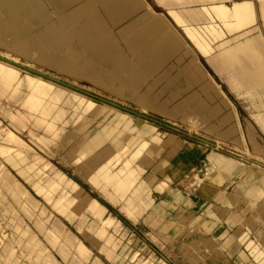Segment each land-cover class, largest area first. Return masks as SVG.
I'll list each match as a JSON object with an SVG mask.
<instances>
[{
	"label": "rangeland",
	"instance_id": "1",
	"mask_svg": "<svg viewBox=\"0 0 264 264\" xmlns=\"http://www.w3.org/2000/svg\"><path fill=\"white\" fill-rule=\"evenodd\" d=\"M40 3H43L41 8L36 5L35 9L42 10L44 13L36 12L38 17L27 30H24L26 32L0 40V61L18 68L21 73L41 77L65 90L62 97L64 101L58 102L65 113L63 121L57 123L60 129L57 137L59 140L55 138L53 141H46L42 136L50 138V134H47L42 126L34 125L32 119L25 121V127L17 129L2 113L6 107L5 110L14 114L23 110L19 98L24 94V89L17 96L18 100L7 98V96L0 98V129L2 131H0L2 133L0 137L3 136L0 142L16 148L17 146L19 148L22 141L26 144L24 147L21 146L23 156L15 167L8 162V157L15 156L17 151L14 149L7 151L5 148L0 151V170L5 164V170L26 192L20 195L17 201L11 196L10 190L0 186V264H45L43 257L46 254H49L57 264H258L250 254L255 241L259 248L264 250V205H262L264 199L253 202L254 206H251L254 200L249 196V189H251L249 183L247 189L243 190L245 194L248 190L247 196H238L235 193L237 190L228 187L227 193L217 197L219 189L226 188V184L220 186L209 183L205 186L207 191L203 189L207 174L206 154L216 152L232 157L244 167L247 166L249 170L244 174L246 182L249 181L252 186L256 185L259 191L264 193V185L259 175V172H264V127L258 122V116L264 115V86L253 88V97L245 95L243 89L233 90L227 83L226 74L219 72L216 58L205 54L158 0H145L144 3H147L154 11L165 14L164 16L167 17L165 18L172 22L176 31L193 51L177 47L157 60L150 59L146 38L137 37L139 27L144 26V23L135 21L140 11L124 19L122 16L111 21L108 19L109 14L106 10L99 8L100 19L103 22L106 21L103 23V29L105 28L104 31L109 37L96 40L94 31L83 34L80 31L85 25L86 16L92 24L99 18L97 13L93 12V7L82 15L74 13L76 5L66 7L64 10L66 15L60 16L51 5L46 4L45 0H40ZM222 3L230 6L232 0H223ZM187 7L193 9L194 4ZM255 11L260 12L259 9ZM203 14H199V18L204 22L203 17H211V14L207 12ZM145 19L148 23L153 21L150 16ZM258 25L257 20L250 26L258 27ZM201 26L210 27L207 23ZM221 27L224 25L221 24ZM124 28L129 29L128 39L120 34V30ZM134 30L135 33H133ZM54 33H62L67 38L71 36L72 38H69L71 42L69 39L58 41L48 53L47 58L29 56L17 51V44L25 43L32 37L42 39ZM262 33L264 35V30ZM256 34L249 36L255 37ZM203 36L212 46L214 45V48L219 44V39L212 40L211 37H207L205 31ZM92 38L94 41L91 40ZM129 39L135 44L138 41L144 43L143 46H140L141 43L138 44L143 55L131 53ZM118 58H121V62ZM195 58L203 64L219 86L213 84L209 76L210 85L206 78L199 76L193 62ZM196 66L207 77L206 71L200 64L197 63ZM133 72L138 76L136 77ZM211 85H215L216 90L220 87L222 92L216 94ZM119 87L123 90H119ZM78 101L81 102L80 106ZM183 101H185L184 106L180 104ZM88 104L104 109L98 115L90 117L85 112ZM76 112L80 118L87 117L85 126L76 125V122L74 124L75 116L72 115ZM115 113L119 114L123 120L120 118L116 120ZM128 121H134L141 127L149 126L150 130L138 135L141 129L130 128L125 124ZM235 125L236 130L233 129ZM106 126L117 129L119 135L120 133L125 135H122L125 137L124 144L123 137L120 135L118 153L123 152V147L132 138L138 140V146L142 142L152 141L156 134L162 140L182 141L183 144L189 142L204 150L184 171L185 175L182 173L173 181H169L163 176L164 166L159 163L166 160L170 164L174 162L175 167L173 168L171 164L170 167L167 166V171L170 174L175 173L178 162L186 161V154L175 159L167 155L166 147L171 149L170 145L155 146L154 153L141 166V177L148 188H145L146 191H142L140 187L135 188L134 192H138L139 196L145 200L147 196L152 197L154 203L158 204L154 205L152 201V203H145L142 208L139 205H131V211L135 213L131 215L127 213L126 208L122 209L124 208L122 203H113L102 190L92 187L86 180V174L89 171L87 165L83 162L75 163L68 155L70 147L79 139L81 140L83 136L89 139L92 133H97ZM11 131L19 137L13 138L15 141L19 139V142L16 141L19 145L15 141H10L12 138L7 137ZM4 137L10 140L5 139V141ZM105 143L101 145V148L109 147V143L106 141ZM125 163L126 161L121 160L119 172ZM145 166L146 172H144ZM167 167L165 166V169ZM152 171L160 172L159 178L163 176L164 180L159 181L154 175L149 174L153 173ZM195 174H199L203 179L201 186L195 183ZM59 177L66 178L65 183H75L78 188L62 189L54 185L65 181L61 178L63 181L59 182L61 180L58 181ZM240 180L241 177L237 179V182ZM46 182L51 183V186L40 194L39 189ZM150 185L158 191L172 187L173 192L182 194L192 203L187 204L185 200H168V192L165 196L166 190L164 192L153 190L150 193ZM208 187H211L212 191H209ZM109 191L111 192L108 188L107 192ZM43 192L49 194L50 200L44 198ZM62 194L68 199H73L70 207L68 202L59 199ZM212 197L216 201H222V205L228 210L216 206V213L211 216L210 213L204 212L209 202L199 209L187 207L184 208V212L179 210L176 214L174 210L177 208H172L173 202L183 206L195 204L196 208L197 205H202ZM92 198L106 208L101 206L103 214L100 217L93 216L86 209V202ZM258 203H261L262 207ZM63 209L66 211L65 214L61 213ZM67 210L71 211L70 217L66 216ZM188 212H192L195 217L187 215ZM174 214L178 220L172 219ZM222 216L223 220L217 219ZM110 217H113L115 221L110 224L103 223ZM183 223L187 228L184 231L189 229L188 237H182L180 234L179 227ZM50 232L58 236V244L50 243L47 237ZM30 237H33V241L45 249L42 257L36 254L37 250L34 242L31 243ZM67 239L71 241V244ZM78 241L89 250L87 259L79 257L75 247ZM247 241H251L254 245L248 244L245 247ZM61 244L66 250L65 257L58 251Z\"/></svg>",
	"mask_w": 264,
	"mask_h": 264
},
{
	"label": "bare ground",
	"instance_id": "2",
	"mask_svg": "<svg viewBox=\"0 0 264 264\" xmlns=\"http://www.w3.org/2000/svg\"><path fill=\"white\" fill-rule=\"evenodd\" d=\"M60 1L61 2L63 1V3H65L66 6H67V3H70V2L73 3V1L77 2V0H60ZM144 1L143 0H94V1L85 0L75 11H77L78 15H82L83 13L88 11V9H90L91 7L94 8V5H95L94 2H97L109 14L108 17L110 18V20H112L111 19L112 17H115V14L116 15H119V13L122 14L127 9H135L136 10L138 7H141V6L142 7L144 6V8L146 7L148 12L151 14V16H153V15L154 16H160L162 18V16L165 15V14H163L161 16V14H158V13L156 14V12L153 11V9H151V7L148 6L147 3H146L147 5L144 3ZM222 1L223 0H158V2L164 8H166L167 11L173 16V18L176 19L179 26L186 31L187 35L191 39H193L196 44H198L201 47L202 51L205 54L209 55L210 57L216 58L217 67L221 73L226 74L227 83L230 85V87L233 90L243 89L245 95L253 97L252 89L259 87V86H264V35L262 33L264 30V0H240V1L239 0H232V4L230 6H228L226 3H222ZM217 2H219V3H217ZM215 3H217V4H215ZM42 4H40V5H42ZM191 4H194L193 9H191V8L188 9V7L186 8V6H189ZM73 5H74V3H73ZM35 7H34V1L33 0H0V40L7 39L8 36H18L24 30H27L28 27L30 26V24H32V22L38 17V16L36 17V14H37L36 12L39 13V10L35 9ZM40 8H41V6H40ZM202 9H204V10H202ZM255 9L256 10L259 9L260 12L259 11L256 12ZM98 10H99V8H98ZM41 11H40V13H41ZM142 11H144V10H142ZM93 12H95V11H93ZM205 12H207V14H211V17H209V18H207V16L203 17V18H205V22H204V20L199 18V14L204 15L203 13H205ZM44 15H46V14H44ZM100 15H101V13H100ZM112 15H114V16H112ZM74 16H76V15H74ZM163 17H166V16H163ZM65 18L66 17H64V19ZM61 19H63V18H61ZM136 20H137V18H136ZM257 20L259 22L258 27L257 26L251 27L250 25L253 22H256ZM72 22H74V21H72ZM104 22H106V21H104ZM204 23L209 24L210 27L208 28V27L201 26ZM60 24H62V23H60ZM155 24H156L155 28H156L157 32L160 33V31L162 30V28L160 27L161 23L159 24V26L157 25V23H155ZM221 24L224 25V27H221ZM93 25L96 28H98L104 36H106L108 38V35L104 31L105 28L103 29V24L101 23L100 18H98ZM169 25H170V23H169ZM32 27H34V26H32ZM123 27H124V25H123ZM173 29H175V28L173 27ZM112 30H113V28H112ZM82 31H84V29ZM162 31H163V33H162L161 37H158L155 40L152 39V38H154L153 36L155 35V33H152L149 35L147 44H148V47L151 49V50H149V56H150V59L152 58V60L159 59L163 54L167 53L168 51H172L178 45L181 46V44H182V38L179 35H176L173 32H172L173 33L172 35L167 34V33H165L166 31H164V29ZM204 31L206 32L207 37H211L212 40L217 41L219 39V44L216 45V48H214V45L212 46L210 44V42L208 40H206V37L203 36ZM24 32H26V31H24ZM251 34L252 35L256 34L257 36L250 37L249 35H251ZM121 35H123V37L125 39H128V37H129V34L127 31H125V32L123 31L121 33ZM139 36H141V35L137 34V37H139ZM69 38H72V37L70 36ZM69 38H67V36H65L62 33L61 34L54 33V34L49 35L47 37H43L42 39H38V38L36 39V38L32 37L31 39H29L25 43L17 44V51L22 53V54L29 55V56H36V57L42 56L44 58H47L48 53L50 52V50L55 46V44L58 41H60V40L65 41ZM92 40H94V39H92ZM70 42H71V40H70ZM128 44L131 45L130 50L133 54H135V55L142 54L143 55V53H141L142 50L139 48L138 44L133 43V40L129 39ZM124 48H126V47H124ZM50 54H52V53H50ZM56 54L57 53H55V55ZM68 54L72 57L70 51H68ZM142 57H144V56H142ZM94 70H96V69H94ZM75 80H77V79H75ZM22 89H24L25 92L23 95H21V97L19 99L21 102V107L23 108L24 111L22 110L21 112H17V113L15 112L16 114H14L10 111L5 110L7 108L6 107L5 109H3V112H2L3 115L6 116L11 121V123L17 127V129L21 128V127H25V121L32 119L34 122V125H38V127L42 126L44 131L47 134H50V136H51L50 138L42 136L43 139H45L46 141H53L55 138L58 137L59 132H60V129L57 127V123L60 121H63V115L65 113L64 109L58 105V102L63 99L62 97L65 94V90L59 88L58 86L56 87L52 82L47 81L41 77L31 75L29 73H21L18 68L11 66L4 61H0V98L7 96V98L9 97L11 99H17L18 98L17 96H19ZM118 89L123 90L121 87H119ZM73 98L75 99V97H73ZM62 101H64V100H62ZM80 103L81 102L78 101L79 106H80ZM68 105H69V103H68ZM8 106L10 107V105H8ZM87 106H88V109H86L85 112L90 117H94L95 115H98L104 109L102 107L95 106L93 104H88ZM254 106H255V104H254ZM11 111H12V109H11ZM67 114H69V113H67ZM72 116H75V120L73 121L74 124L76 122L77 123L76 125H79V126L84 125L85 126L84 122H85V120H87V117L86 118H83V117L80 118L79 115H77V112L75 113V115H72ZM115 117H116V120H117V118L122 119V117L117 113H115ZM65 120H66V118H65ZM258 122H260L262 124V126L264 127V115L258 116ZM125 124L128 125L130 128L135 127V128L141 129L140 134H138V135H142L143 133L150 130L149 126L145 125V126L141 127L139 125H136L138 123H136L134 121H128ZM103 125H104V123H103ZM5 127H3V128H5ZM95 128H97V127H95ZM64 129H66V128H64ZM96 130H98V129H96ZM116 130L109 128V126H106L101 131H99L97 133H92V135L89 137V139L84 138V136H83V138L81 140L79 139L78 142L74 143L72 146L70 145L71 147L68 150V152H69L68 155L72 158V160L75 163L83 162L84 164L87 165V168L89 169V171L86 174V180L89 182V184L92 187H95L97 189L102 190L103 193L108 195L109 199L113 203H117V204L122 203L124 205V208H122V209L125 210V208H126L128 210V211L126 210L127 213L129 212V213H131V215L135 214L134 212L131 211V208H130L131 205H134V206L139 205L142 208L145 203L148 204V202L152 203V201H153L148 196H147L146 200L143 199L141 196H139L138 192H134V190H135V188L140 187L142 191H146L145 188H148L147 184L144 182V180H142V177H141V172H142L141 166H143L142 164L146 163L148 161V158L152 155V153H154V150H156L155 146H165L166 147V145H170L171 149L168 151L167 155L170 157H173L175 159L179 158L182 154H186V161L180 162V163L178 162L175 173L172 172L170 174L167 171L168 167L171 166L170 163H167L166 161H164V162L161 161L159 163V165L164 166L165 171H163V174H164V177L166 179H168L169 181L170 180L173 181L180 174L184 173V171L190 166L193 159L198 157L201 154V152L204 150V148L198 147L192 143L183 144L182 141L175 142V140L171 141L169 139L162 140L158 136V134H156V136L153 138L152 141L145 142V143L142 142L138 146H137L138 140H136L135 138H132L131 140H129V142H127V145H125V147H123V149H122L123 152L118 153V149L120 147L119 138H121L122 135L123 136H125V135L124 134L121 135V133H120V135H121L120 136L118 131H116ZM0 131H1V129H0ZM35 132H37V131H35ZM33 136H36V135H33ZM7 137L12 138V140L7 139L6 137H4V140L6 139V140H10V141H15L13 138H15V137L19 138L12 131L8 133ZM2 138H3V136H2ZM18 140L16 139L17 142H19ZM20 141H22V140L20 139ZM105 141L109 143V147L105 146L106 148H101V145L103 143H105ZM124 141H125V137H123V140H122L123 144H124ZM155 142L157 143V145H153V143H155ZM20 143L21 144H20L19 148H18V146L16 148L14 146L10 147L6 144L4 145V142H2V143L0 142V151L4 150L2 148H5L7 151H9V149H14L17 151L15 156L8 157V162L11 163L12 166H14V167L17 166L18 162L22 159L23 154H22L21 149L26 145L23 141ZM17 144L19 145V143H17ZM21 146H23V147H21ZM64 148H67V147H64ZM54 150H55V147H54ZM18 156H20V159H18ZM79 158L82 161H80ZM175 159H174V161H175ZM121 160L126 161V163L122 166V168H120L121 171L119 172L118 168H119ZM205 161H206L205 167H206V171H207L206 173L207 174L205 175L203 191H207V189H205L206 188L205 186L208 185L209 183H210V185L211 184L212 185L219 184L220 186L226 184V188L223 187V189H219V194L216 195L217 197L222 195V194L227 193L226 189L228 187L233 188V190H237L235 193L238 196H244L247 194L248 190L246 191V194L243 192V190L247 189V187L249 186L248 185V183H249L251 185L250 186L251 189L248 188L249 189V196L252 198V200H254V201H252L251 206H254L253 202H255V201L259 202V200L264 199V193L259 191V189L256 185L252 186V183H250L249 181L246 182V177L244 176V174L246 172H248V170H249V168L247 166L244 167L240 163H238L235 159H233L232 157H228V156H225L223 154L216 153V152H214V153L208 152L206 155ZM228 163H232V167H233V171H231L229 173H227L226 171L223 170V167L225 165H227ZM165 166L166 167L168 166V167L165 169ZM167 173H169V174H167ZM58 174H56V175L58 176ZM184 175H185V173H184ZM259 175L261 178L260 181L264 185V172H259ZM239 177H241V180L237 182V179ZM61 178H63V177H59V179L57 178L58 181ZM63 179L65 181H63L61 179L59 182L63 181L65 183L66 178H63ZM195 179H196L195 183L198 185L203 181V179L199 176V174H195ZM47 182H49V181H47ZM67 183H69V182H67ZM14 184L17 186L16 188L20 189L19 191L22 195H24L26 193L24 190H21L20 184L12 178V176L8 173V171L5 170V164H3L2 169L0 170V186L2 188L8 189L10 186H12ZM61 185H62V183H61ZM71 186H73V185L71 184ZM200 186H201V184H200ZM108 188H109V190H111L112 193L110 191L107 192ZM159 188L161 189V187H159ZM208 190L212 191V188L208 187ZM19 191H18V193H19ZM170 195H169V197H170ZM11 196H12V194H11ZM16 198H18L17 195H16ZM171 199H177V197L175 196V198H174L172 196ZM48 200H49V198H48ZM185 202L187 204L192 203V201L190 199H185ZM213 205L214 204H212L209 208H207V211H209V209ZM258 205L262 207V205H264V203L262 205H261V203H258ZM238 208L240 209V206ZM214 210H217V207ZM214 210H212L213 214L216 213ZM233 214H235V213H233ZM233 214H230V215L233 216ZM12 216H13V214H12ZM9 218H11V216ZM234 219H236V218H234ZM114 221L115 220L112 219V221L108 222V224H110ZM117 222L118 221L116 220V223ZM13 227H15V226H13ZM185 228L186 227H185L184 223L181 224V227H179V229H181L180 234L182 235V237H188L189 229H188V231H184ZM49 235H52V233L50 232ZM53 237H55V236H53ZM229 238H228V240H229ZM31 240L33 241V239H31ZM54 240H56V238H54ZM253 241H255V240L253 239ZM54 243H55V241H54ZM56 243H58V242H56ZM253 243L255 245L251 244V241H247L245 247L248 244L254 245V247L251 248L252 253L250 255L252 256L253 260L256 261L258 264H264V250L259 248V245L257 244L256 241ZM36 244H34V247L39 249V247H41V246L38 247ZM194 244L195 243H193V245ZM78 245H82V244H78ZM205 245H206V243H205ZM80 247L82 248L85 246L82 245ZM77 248H79V247L77 246ZM40 249L43 250L44 248L42 249V247H41ZM84 249H86V248H84ZM84 249L81 252L82 254L86 252V251L84 252ZM41 250H38V252H36V254L41 253V252L42 253L45 252V251H41ZM61 250H59V252ZM64 251H66V250H63V253H64ZM80 251L81 250H79L77 252H80ZM87 251H89V250H87ZM42 253H41V255H42ZM81 253H79L78 255H81ZM85 254H84L85 256H81V257H83V259L89 253L86 252ZM38 255H40V254H38ZM46 255H48V254H46ZM46 255L43 258L44 262L47 259ZM49 258L52 259L51 256L48 257V259ZM46 261L49 264V260H46ZM50 261L53 262L54 260L52 259ZM218 261H219V259H218ZM51 262H50V264H52ZM53 263L57 264L55 262H53Z\"/></svg>",
	"mask_w": 264,
	"mask_h": 264
},
{
	"label": "crops",
	"instance_id": "3",
	"mask_svg": "<svg viewBox=\"0 0 264 264\" xmlns=\"http://www.w3.org/2000/svg\"><path fill=\"white\" fill-rule=\"evenodd\" d=\"M34 1V7L37 5V7L39 8L41 5L40 4H42V3H40V1L38 0H33ZM47 1V2H46ZM85 0H77V2L76 1H73V3H74V5H76V7H75V9L73 10L74 11V13H76L77 14V11H75L83 2H84ZM92 1H94V0H92ZM45 2H46V4H49V5H51L53 8H54V10H55V12L56 13H59L58 15H63V14H65V8L66 7H69V6H74L73 5V3L72 2H70V3H67V6H66V4L65 3H63V1L61 2L60 0H45ZM76 2V3H75ZM95 4V5H94ZM94 11L97 13V15H98V17L100 16V14L98 13L99 11H98V8H101L102 9V7L100 6V4L99 3H97V2H94ZM65 8H64V7ZM96 8V9H95ZM140 8V9H139ZM152 9V8H151ZM142 10H144V12L142 11ZM36 11V10H35ZM40 11V10H39ZM136 11V12H135ZM140 11V14L137 16V20L135 19V21L136 22H138V23H140V24H142V23H144V26H140V28H139V34L141 35L140 37L141 38H146L145 40H147V42H148V38H149V35L150 34H152V33H155V35L153 36L154 38H152L153 40H155V39H157L158 37H161V35H162V33H163V29H164V31H166V32H168V34H176V35H179L180 36V34L176 31V29H173V25L165 18V17H163L164 15L162 14V13H159V12H156V14L158 13V14H161V16H162V18L160 17V16H151V14L148 12V10H147V8L145 7L144 8V6L142 7H138L136 10L135 9H127L125 12H123L122 14H120L119 13V15H116L115 14V17L116 18H120V17H122L123 16V19L124 18H126V17H128L129 15H131V14H136L137 12H139ZM154 11V10H153ZM117 13V12H116ZM126 13V14H125ZM124 14V15H123ZM146 14V15H145ZM66 15V14H65ZM78 15V14H77ZM112 16H114V15H112ZM119 16V17H118ZM142 16V17H141ZM147 16H151L150 18H154L153 19V21H151L150 23H148V21L147 20H145V18H147ZM115 17H112L111 19V21H113V19L115 18ZM140 17V18H139ZM145 17V18H144ZM156 17H158L159 19H157ZM86 18V20H85V25H84V27L80 30L81 31V33H87L88 31L90 32V31H94L95 32V34H96V40H97V38H101V37H103V38H107L106 36H104L100 31H99V29L98 28H96L89 20H88V18H87V16L85 17ZM100 18V17H99ZM164 18L166 19V21L168 22H166V21H164ZM108 19L110 20V18L108 17ZM140 19V20H139ZM101 20V19H100ZM142 20V21H141ZM159 20V21H158ZM162 20V21H161ZM141 21V22H140ZM33 23V22H32ZM101 23L103 24V21L101 20ZM138 23H136V24H138ZM155 23H157V25L159 26V24H160V27L162 28V30L160 31V33H158L157 32V30H156V28H155V26H156V24ZM166 25V28H165V25ZM169 23H170V25H169ZM139 24V25H140ZM31 25V24H30ZM169 25V26H168ZM152 26V27H151ZM172 26V27H171ZM103 27H104V25H103ZM170 28V29H169ZM84 29V31H82ZM167 29V30H166ZM153 30V31H152ZM125 32V31H127L128 32V34H129V29H126V28H124V29H122V31L120 30V34H121V32ZM97 32V33H96ZM165 32V33H166ZM173 32V33H172ZM98 33L101 35H98ZM133 33H135V30L133 31ZM174 36V35H173ZM91 37V36H90ZM109 37V36H108ZM156 37V38H155ZM181 38H182V36H180ZM93 39V38H92ZM91 39V40H92ZM108 39V38H107ZM152 40V41H153ZM92 41H94V40H92ZM151 41V42H152ZM96 42V41H95ZM146 42V43H147ZM137 44H140V46H143L144 45V43H142L141 41H138V42H136ZM111 46V45H110ZM131 46V45H130ZM181 46L183 47V48H185L186 47V50H189V51H193V49L187 44V42L182 38V44H181ZM180 45H178L177 47H181ZM176 47V48H177ZM175 49V48H174ZM149 50H151L150 48H149ZM148 50V51H149ZM116 53V52H115ZM132 53V52H131ZM133 54V53H132ZM166 54V53H165ZM194 56L196 57V55L194 54ZM209 56V55H208ZM152 57V56H151ZM120 60V61H119ZM118 61L119 62H121V58H118ZM193 62L195 63V69H196V71H197V73L199 74V76H201L202 78H206L207 79V81L209 80L208 79V76L211 78V80H213V78L210 76V74L207 72V70L205 69V67L203 66V64L200 62V61H198L196 58L195 59H193ZM199 63L200 64V66L206 71V73H207V77L200 71V70H198V68H197V63ZM215 62H217V60L215 61ZM218 68V67H217ZM219 70V69H218ZM133 71V70H132ZM131 71V72H132ZM219 72H220V70H219ZM221 73V72H220ZM133 74H135L136 75V77L138 76V74H136V73H134L133 72ZM135 77V78H136ZM217 84L214 80H213V84ZM208 84L210 85V83H209V81H208ZM218 86H219V84H217ZM212 86V85H211ZM213 90H214V92L216 93V94H220V92H222V90L220 89V87L218 88L219 90H216V87H215V85L214 86H212L211 87ZM218 92V93H217ZM226 103V102H225ZM181 105H183L184 106V104H185V101H183V102H181L180 103ZM150 107V106H149ZM158 107H162V106H158ZM157 107V108H158ZM163 109V108H162ZM163 110H165V109H163ZM168 114V113H167ZM234 130H236V125L234 126V128H233ZM187 143H189V142H187ZM166 149H167V152L169 151V147H166ZM203 153V151L201 152V154ZM208 153V152H207ZM200 154V155H201ZM207 155V154H206ZM156 157V156H155ZM154 157V158H155ZM197 158V157H196ZM194 160L195 159H193V161L191 162V164L190 165H192V163L194 162ZM167 161V160H166ZM173 161V160H172ZM171 164H172V162H171ZM143 165V164H142ZM231 164L230 163H228L227 165H225L224 167H223V170L224 171H226L227 173H229V172H231V171H233V167H232V165L230 166ZM172 167L174 168L175 167V165H174V163L172 164ZM146 166H145V171L144 172H146ZM144 172H143V174H144ZM153 173H149V174H152V175H154V177H156L159 181H163L164 180V175L162 176V178L160 179L159 178V173L160 172H157V171H152ZM148 175V174H147ZM146 175V176H147ZM61 183H62V185H61ZM61 183H57V184H54V185H58V187H61L62 189H66L67 187L68 188H70V189H72V190H75V189H77L78 188V186L75 184V183H64V182H61ZM71 184L73 185V186H71ZM48 186H51V183H45V184H43L42 185V187L39 189V193L41 194V192L43 191V190H46V188L48 187ZM70 186V187H69ZM11 187V188H10ZM9 188H8V190H10V192H11V194H12V197H13V199H15V200H19L18 198H19V196L20 195H22L21 193H20V189L19 188H16L17 186L14 184V185H12V186H10ZM150 193L153 191V190H155V191H158V190H156L152 185H150ZM7 189V188H6ZM173 188L172 187H169V189L167 188V190L166 189H164L163 191H158V192H164L165 190V196H166V194H167V192H168V195H167V199L168 200H178V201H182V200H185L186 198H185V196H182V194H180V193H177V192H173V190H172ZM176 189H178V188H176ZM15 190V191H14ZM19 191V193H18V191ZM21 190H22V188H21ZM179 190V189H178ZM25 191V190H24ZM15 193V194H14ZM18 193V194H17ZM45 192H43L42 193V195L44 196V198L47 196L48 198H49V200H50V197H49V194L48 193H45ZM171 194V195H170ZM14 195V196H13ZM16 195H17V197L18 198H16ZM19 195V196H18ZM169 195H170V197H169ZM174 197L175 198V196L177 197V199H171V197ZM46 197V199L48 200V198ZM187 197H190V196H187ZM152 198V197H151ZM59 199H61L62 201H66V202H68V206L70 207V205L73 203V199H68V198H66L65 197V195L64 194H62V195H60V197H59ZM153 200V199H152ZM165 200V199H164ZM185 202V201H184ZM210 203L208 206H210L211 204H214L210 209H209V211H207V208H208V206H207V208L205 209V211L204 212H206V213H210V215L212 216V214H213V212H212V210H214L215 209V207L216 206H219V207H222V208H224L226 211L228 210L225 206H223L222 204H223V202L222 201H216V199L215 198H209L208 200H206L202 205H197V207L195 208V204H191V205H188V206H183V205H181V204H178V203H176V202H173L172 204H173V206H172V208L174 209V208H177V209H175L174 211H175V214L177 213V212H179V210H182V212H184V208H187V207H193L194 209H199L200 207H202V206H204V205H206V203ZM112 204V203H111ZM153 204L155 205V204H158V203H154V201H153ZM101 206L102 207H104L101 203H99L96 199H94V198H92V199H88V201L86 202V209H87V211H89L93 216H95V217H100L102 214H103V211H101ZM69 207H67V208H69ZM105 208V207H104ZM106 209V208H105ZM177 210V211H176ZM105 211V210H104ZM215 211V210H214ZM61 213H63V214H65L66 213V211H65V209H63L62 211H61ZM102 213V214H101ZM212 213V214H211ZM232 213V212H231ZM175 214H174V216H173V218L172 219H175V220H178L177 218H175L176 216H175ZM187 215H192L193 217H195L194 216V214L192 213V212H188V213H186ZM184 215V214H183ZM225 215V214H224ZM223 215V216H224ZM66 216H68V217H70L71 216V211H69L68 212V210H67V214H66ZM223 216L222 217H220V218H217L218 220H223ZM230 216V215H229ZM229 216L227 217V218H229ZM144 217V216H143ZM213 217H215V216H213ZM112 219H114L113 217H110V218H107L105 221H103V223H106V224H108V222H111V220ZM131 219V218H130ZM133 220V219H132ZM135 221V220H134ZM101 232H102V230H101ZM49 234V233H48ZM53 236H55V237H53ZM53 237V238H52ZM54 238H56V240H54ZM30 239H33L32 237L30 238ZM48 239H49V241H50V243L52 244L53 243V245H55V244H58V243H56V242H58V236L56 235V234H54V233H52V235H49L48 236ZM53 239V240H52ZM52 240V241H51ZM30 241H32V240H30ZM54 241H55V243H54ZM67 241H68V243H70L71 241L69 240V239H67ZM32 242H34V241H32ZM31 242V243H32ZM80 241H78L77 242V244H76V251H79V250H81L80 252H77L78 254L79 253H81L82 251H83V249L84 248H86L87 249V247L84 245V244H82L81 242L79 243ZM37 242H34V244H36ZM39 243H37L36 245L39 247L40 246V244L38 245ZM71 244V243H70ZM78 244H82L83 246H85V247H80V246H82V245H78ZM35 245V246H36ZM63 244H61L59 247V249H58V251L59 250H61L60 251V253H61V255L63 256V257H65V254H66V251H64V253H63V250H65L64 249V246H62ZM77 246L79 247V248H77ZM36 248V247H35ZM41 247H39V249L38 248H36V250L38 249V250H41L40 249ZM81 248V249H80ZM42 249H43V247H42ZM86 249H84V252L86 251L87 253H89V251H87ZM38 250H37V252H38ZM41 251H45V249H43V250H41ZM85 252V253H86ZM42 253V252H41ZM41 253H38V254H40L39 256L40 257H42V255H44V252L42 253V255H41ZM85 253H81V255H79L80 257L81 256H85L86 254ZM37 254V255H38ZM85 254V255H84ZM49 255V254H48ZM48 255H46L47 256V259L46 260H49V264H50V260H52V259H48V257H50V255L48 256ZM87 257H88V255L84 258V259H87ZM44 258V257H43ZM46 258V257H45ZM81 258H83V257H81ZM45 260V264H48V262ZM54 262V261H53ZM53 262H51L52 264H54Z\"/></svg>",
	"mask_w": 264,
	"mask_h": 264
}]
</instances>
